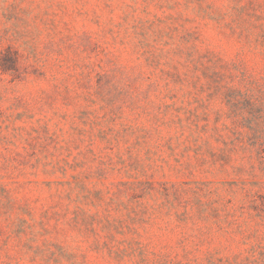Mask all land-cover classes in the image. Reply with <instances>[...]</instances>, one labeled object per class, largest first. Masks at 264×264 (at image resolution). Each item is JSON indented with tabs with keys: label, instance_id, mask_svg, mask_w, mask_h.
<instances>
[{
	"label": "rangeland",
	"instance_id": "374dc122",
	"mask_svg": "<svg viewBox=\"0 0 264 264\" xmlns=\"http://www.w3.org/2000/svg\"><path fill=\"white\" fill-rule=\"evenodd\" d=\"M0 264H264V0H0Z\"/></svg>",
	"mask_w": 264,
	"mask_h": 264
}]
</instances>
